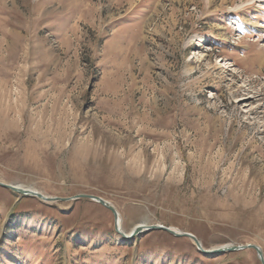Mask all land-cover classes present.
<instances>
[{"label": "rangeland", "instance_id": "rangeland-1", "mask_svg": "<svg viewBox=\"0 0 264 264\" xmlns=\"http://www.w3.org/2000/svg\"><path fill=\"white\" fill-rule=\"evenodd\" d=\"M0 183V264L264 263V0H0Z\"/></svg>", "mask_w": 264, "mask_h": 264}, {"label": "water", "instance_id": "water-1", "mask_svg": "<svg viewBox=\"0 0 264 264\" xmlns=\"http://www.w3.org/2000/svg\"><path fill=\"white\" fill-rule=\"evenodd\" d=\"M1 186L5 187L6 189L10 190L12 193L16 194L17 197L20 199V198H24V197H35V198H38V199H41V200H51L49 198H45L44 196L42 197L40 194H38L36 191H33L32 189L30 188H24V187H21V186H10V185H6V184H2L0 183ZM78 198H82V199H90L91 201L93 202H96L97 204H99L100 206L102 207H105L106 209H108L109 211H111V213L113 214V217H114V226H115V230L117 233L120 232V229H119V226H117V220H118V217H119V213L112 207V205H110L107 201H105L104 199H101L99 197H96V196H92V195H78L76 196ZM150 230H162V231H166L167 233L171 234L172 236H176V237H179V236H182V237H186V238H189L191 239L193 242H195V245L197 247V249L201 252V253H204V254H224L225 252H239V250H243V249H252V250H255L257 251V254H258V257H259V260L261 262V264H264L263 263V252L261 251L260 247L256 246V245H246V246H224V247H220L218 249H213V250H209V251H204L201 246H200V242L198 241L197 238L193 237L192 235L188 234V233H177L175 232V230H172L170 228H167V227H162V226H157V225H151L149 227H145V226H137L134 228V230L131 232L130 236L128 237H125L126 239H134L135 236H138L142 233H145V232H149Z\"/></svg>", "mask_w": 264, "mask_h": 264}, {"label": "bare ground", "instance_id": "bare-ground-1", "mask_svg": "<svg viewBox=\"0 0 264 264\" xmlns=\"http://www.w3.org/2000/svg\"><path fill=\"white\" fill-rule=\"evenodd\" d=\"M200 44H201V43H200ZM202 45H203V44H202ZM118 219H119V218H118ZM117 226H120V221L117 223ZM120 227H121V226H120ZM120 227H119V228H120ZM145 227H146V226H145ZM120 229H121V228H120Z\"/></svg>", "mask_w": 264, "mask_h": 264}]
</instances>
